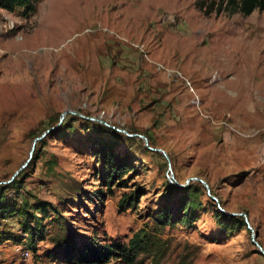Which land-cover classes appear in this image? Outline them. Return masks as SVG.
<instances>
[{
	"label": "rangeland",
	"instance_id": "374dc122",
	"mask_svg": "<svg viewBox=\"0 0 264 264\" xmlns=\"http://www.w3.org/2000/svg\"><path fill=\"white\" fill-rule=\"evenodd\" d=\"M197 1L40 0L28 19L0 9V188L44 228L31 250L20 217L0 220L22 238L0 244V264H61L63 246L138 233L144 264H264L243 218L225 233L218 218V205L245 214L264 251V11L207 16ZM65 112L77 114L60 122ZM102 147L134 169L111 192Z\"/></svg>",
	"mask_w": 264,
	"mask_h": 264
},
{
	"label": "trees",
	"instance_id": "16d2710c",
	"mask_svg": "<svg viewBox=\"0 0 264 264\" xmlns=\"http://www.w3.org/2000/svg\"><path fill=\"white\" fill-rule=\"evenodd\" d=\"M40 0H0V9L13 13L18 12V15L23 19H28L37 11V5ZM197 10L203 12L204 15H210L214 12L219 15L223 12L233 15L240 14L244 17L251 15L254 11H264V0H198L195 4ZM106 169L104 177V187L107 192L115 187H122L125 182V177L133 172V167L125 158H119L112 153L107 147H102L98 153ZM6 187L0 188V220H5L11 217H20L22 232L27 236L29 248L35 249L36 241L44 240V228H41L39 217L34 213L27 211L28 204L25 203L22 207H17L14 204H9L3 200V193ZM188 190V189H186ZM170 199V197H169ZM193 203L189 197L181 200L179 209L181 214L178 216L177 223L189 224L194 221L191 214ZM43 210L42 206L35 207V211ZM42 212V211H41ZM219 227L222 233L231 232L235 226L244 227L241 217L229 216L223 213H218ZM162 221H157L159 226L168 225L172 221L171 212L167 209L162 213ZM35 224H32V223ZM22 238H16L10 233L0 231V244L5 241L21 242ZM150 246V239L145 234H135L127 244L107 243L100 245L97 242H92L90 246H84L77 251L74 247H62L64 250L58 259L50 257L51 260H58L61 264H110L112 261H117L121 264H144L138 260L140 254L147 253Z\"/></svg>",
	"mask_w": 264,
	"mask_h": 264
},
{
	"label": "water",
	"instance_id": "95a60500",
	"mask_svg": "<svg viewBox=\"0 0 264 264\" xmlns=\"http://www.w3.org/2000/svg\"><path fill=\"white\" fill-rule=\"evenodd\" d=\"M67 114H72V115H73V114H77V113H74V112H65V113H62L61 116H60V122L64 119L65 115H67ZM78 115H79V114H78ZM80 117H81V116H80ZM89 120H92V121H93L94 119H89ZM94 121H95V120H94ZM96 121H98V120H96ZM111 128H113V127H111ZM54 129H56V128H51V129L45 131L44 133H42L38 138L34 139L33 142H32V144H31V151L34 150V147H35V145H36V142L41 141L42 139H44V138L46 137V135H47L49 132L53 131ZM113 129H114V128H113ZM117 130H118V129H117ZM118 131H120V130H118ZM120 132H121V131H120ZM138 137L141 138V139L144 141L145 145L147 146V148H148L149 150H152V151H156V152L161 153V154H162V155L168 160V157H167L166 153H165L163 150L150 148V147L148 146V141H147V139H146L144 136L138 135ZM31 156H32V154H31V152H30V154H29V159L31 158ZM29 159L27 160V162L29 161ZM27 162L21 167V169H23V168L26 166ZM21 169H20V170H21ZM18 172H19V171H18ZM18 172H16V173L13 175V177H11V179H10L7 183H9L11 180H13L14 177L18 174ZM190 180L196 181V182L200 183L201 185H203V186L205 187L206 191H207L208 196H209L213 201L217 202V199H216L215 197L211 196L209 186L207 185V183H206L204 180L199 179V178H192V179H190ZM218 209H219V211H221V213H223V214H225V215L235 216V217H238V216H239V217H242L243 220H244V222H245V224H246V226H247V228L251 231V236H250V238H251V242L253 243V245H254L255 247H257L258 251H259L262 255H264V251L262 250V248L259 246V244H258L257 241H256V239H257V234H256V233H253L251 227L249 226V223H248V220H247V216H246L245 214H242V213H240V214L226 213V212H224V211L219 207V205H218Z\"/></svg>",
	"mask_w": 264,
	"mask_h": 264
},
{
	"label": "built area",
	"instance_id": "2783aa9c",
	"mask_svg": "<svg viewBox=\"0 0 264 264\" xmlns=\"http://www.w3.org/2000/svg\"><path fill=\"white\" fill-rule=\"evenodd\" d=\"M23 256L27 258V257H28V252H25V253L23 254ZM23 256H22V257H23Z\"/></svg>",
	"mask_w": 264,
	"mask_h": 264
}]
</instances>
